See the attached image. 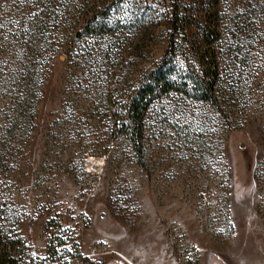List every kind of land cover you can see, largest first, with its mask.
I'll list each match as a JSON object with an SVG mask.
<instances>
[{
    "label": "rangeland",
    "instance_id": "374dc122",
    "mask_svg": "<svg viewBox=\"0 0 264 264\" xmlns=\"http://www.w3.org/2000/svg\"><path fill=\"white\" fill-rule=\"evenodd\" d=\"M90 7L108 32L79 34ZM164 66L212 99L169 90L133 136L123 109ZM6 249L14 264H264V0H0Z\"/></svg>",
    "mask_w": 264,
    "mask_h": 264
},
{
    "label": "trees",
    "instance_id": "16d2710c",
    "mask_svg": "<svg viewBox=\"0 0 264 264\" xmlns=\"http://www.w3.org/2000/svg\"><path fill=\"white\" fill-rule=\"evenodd\" d=\"M85 20L83 21L79 34H103L110 30L109 23L107 21V15L109 11L106 8L90 7L87 11ZM214 30H209L206 36L210 34H215ZM168 65H166L167 67ZM165 66L156 70L149 72L144 78L142 86L138 89L136 94L131 98V100L126 103L123 113L122 120L123 125L129 126L130 134L139 135V129L136 124L141 119L144 109L150 101L167 93L169 90L176 89L184 91L185 93L191 95L195 98H201L205 100H211L212 96L208 93V90L201 91L199 88V76H194L192 81L194 82V88L186 89L184 87V82L178 79L174 72L169 71V68ZM120 112L115 111V115L118 116ZM8 249L0 256V264H14L12 259L8 256Z\"/></svg>",
    "mask_w": 264,
    "mask_h": 264
},
{
    "label": "water",
    "instance_id": "95a60500",
    "mask_svg": "<svg viewBox=\"0 0 264 264\" xmlns=\"http://www.w3.org/2000/svg\"><path fill=\"white\" fill-rule=\"evenodd\" d=\"M245 146H246L245 143H240V148H241V149H244ZM246 156H247V155H246ZM245 159L247 160V161H245V162H246V165L248 166V160H249L248 156H247ZM241 169H243V173H244V174H247L246 169H244V167L241 168L240 165H239V163H237V166H236V173H237V178H238V180H239V178H240V176H241V174H242ZM239 171H240V172H239ZM116 264H120V263H118V261H117Z\"/></svg>",
    "mask_w": 264,
    "mask_h": 264
}]
</instances>
